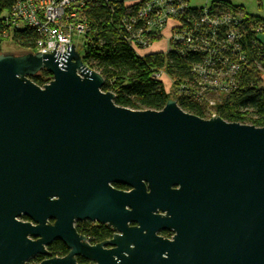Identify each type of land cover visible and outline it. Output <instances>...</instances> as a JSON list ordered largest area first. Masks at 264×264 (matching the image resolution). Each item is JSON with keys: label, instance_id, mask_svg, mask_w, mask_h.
Masks as SVG:
<instances>
[{"label": "water", "instance_id": "water-1", "mask_svg": "<svg viewBox=\"0 0 264 264\" xmlns=\"http://www.w3.org/2000/svg\"><path fill=\"white\" fill-rule=\"evenodd\" d=\"M67 45L0 54V264L50 257L55 240L71 252L39 264H119L112 256L131 243L264 264V127L203 119L171 98L160 111L118 106ZM42 71L52 79L41 87L31 78ZM86 220L123 236L91 247L74 226ZM166 230L174 243L156 237Z\"/></svg>", "mask_w": 264, "mask_h": 264}, {"label": "trees", "instance_id": "trees-1", "mask_svg": "<svg viewBox=\"0 0 264 264\" xmlns=\"http://www.w3.org/2000/svg\"><path fill=\"white\" fill-rule=\"evenodd\" d=\"M18 1L0 0V42L6 34L22 51L35 52L41 38L38 29L14 25L11 13ZM148 1L136 0L128 5L125 0H89L80 10L79 18L88 24L81 54L84 63L105 79L103 90L115 93L118 106L160 111L171 98L157 77L164 72L174 81V99L185 112L203 119L215 114L227 122L264 127V88L259 87L264 72V43L260 39L264 18L248 14L244 7L226 0L203 6L194 5L193 0H179L185 7L169 20L174 24L170 27L168 51L141 55L137 48L151 46L140 43L137 35L145 33L149 42L156 41L169 22L163 29L148 30L147 22L139 17ZM225 14L239 15L232 25L240 37L235 49L221 45L218 54L212 56L216 42L226 38V30L210 28L211 32L204 35L196 29L203 25L205 15L221 18ZM201 41L209 42L208 47H201ZM31 79L42 87L52 77L42 71ZM210 100L214 106H210ZM78 230L91 231L100 238L109 233L106 227H92L87 222L79 224ZM51 250L54 255L67 252L58 242Z\"/></svg>", "mask_w": 264, "mask_h": 264}, {"label": "built area", "instance_id": "built-area-1", "mask_svg": "<svg viewBox=\"0 0 264 264\" xmlns=\"http://www.w3.org/2000/svg\"><path fill=\"white\" fill-rule=\"evenodd\" d=\"M87 1L89 0H19L11 15L14 25L30 26L40 32L41 38L37 43L35 52L53 53L54 50H57L64 54L67 52V43L69 46L74 45V34L85 35L88 31V24L79 18L80 10ZM184 7L185 4L180 3L179 0H149L148 4L139 11V17L147 22L148 30L152 28L163 29L170 19H174L178 9L182 10ZM238 19L239 15L233 16L231 14H225L221 18H210L208 15L202 18L201 23L203 25L196 29L202 34L210 33V28H224L227 32L222 43L216 42L217 48L212 52V56L218 54L221 45L229 50L236 48L235 43L240 34L232 23L235 22L236 24ZM137 39L140 43H144L143 45L149 46V40L145 33L138 34ZM177 39L183 40V37L178 36ZM207 44L209 42L201 41L200 46L208 47ZM192 48L196 49V47ZM161 74H157V77L161 78ZM171 82L174 83L172 79ZM210 106H214L213 100H210ZM214 115L211 114L209 118Z\"/></svg>", "mask_w": 264, "mask_h": 264}, {"label": "flooded vegetation", "instance_id": "flooded-vegetation-1", "mask_svg": "<svg viewBox=\"0 0 264 264\" xmlns=\"http://www.w3.org/2000/svg\"><path fill=\"white\" fill-rule=\"evenodd\" d=\"M114 189H117L119 191H126L129 192L131 191L130 188L125 187V186H121V185H114L113 187ZM24 222L29 221L28 218L23 217L21 219ZM51 223H53L54 221H50ZM89 223L90 226L92 227H106L109 230V233L106 236L103 237H98V236H93L91 231H87V232H82L80 230H78V226L79 224L82 223ZM78 234L80 236H83L86 238V243L93 247L105 242H110L113 241L115 239V236L117 237H121L123 236L122 232H117L114 231L111 227H108L106 225L100 224L98 222H92V221H76L74 224ZM131 226H135L132 225ZM147 234V231L144 232V235ZM178 236V232L171 230V231H159L156 233V237L157 238H161L163 240L168 241L169 243H174L175 242V238ZM133 241L135 243H140L141 240H139L136 237H133ZM61 243L65 246L67 252L65 254H60V255H54V253L51 250V247L53 246L54 243ZM103 250L105 251H113V250H117L119 247L118 246H111V245H104ZM46 250L48 251V253L50 254L49 256H43V255H37L36 257H34L29 264H39L44 260L50 259V258H63L66 257L70 252L71 249H69L62 241L59 240H55L53 241L49 246L46 247ZM195 250L191 249V248H186V249H175L174 251L172 250V248L166 250L165 252L162 253H156L152 248L148 247V246H139L136 245L134 243H131L128 248L125 249H121V251L116 252V254H114L112 257L114 259V261H117L119 264H122L123 261L121 259H131L133 257L137 258L139 256H143L146 254L144 260L140 261L137 260L135 262V264H213L214 263V259L212 260V256L208 254V252L204 251V252H200L198 254H196L194 252ZM157 258H162L165 260V262H159L156 263L155 260ZM75 259L77 261L78 264H98V262H95L93 260H87L84 257L80 256V255H76ZM168 261V262H167ZM128 264H134L133 261L127 262Z\"/></svg>", "mask_w": 264, "mask_h": 264}, {"label": "rangeland", "instance_id": "rangeland-1", "mask_svg": "<svg viewBox=\"0 0 264 264\" xmlns=\"http://www.w3.org/2000/svg\"><path fill=\"white\" fill-rule=\"evenodd\" d=\"M213 1L218 0H193V4L196 6H203L205 4H210ZM231 2L234 5L242 6L246 10L248 14L259 16L261 18H264V0H226ZM125 2L130 5L136 2V0H125ZM174 24L173 20L168 22V25L165 29L162 30V37L159 38L156 41H150L149 46H151L149 49H141L137 48V51L141 54H147V53H153V52H167L169 49V42L168 39L171 36V25ZM260 39L264 43V31L260 33ZM73 43L77 48V51L84 54V47L86 44V37L84 34H74L73 36ZM22 51L19 47H17L14 42L12 41L11 37L7 36L6 34L2 36V40L0 42V54L2 53H22ZM52 77V76H51ZM262 83L259 84L260 88H264V72L261 75ZM161 80L164 83L165 90L168 94H170L171 99H174L173 93V83L171 82V79L162 72L161 74ZM175 100V99H174Z\"/></svg>", "mask_w": 264, "mask_h": 264}]
</instances>
